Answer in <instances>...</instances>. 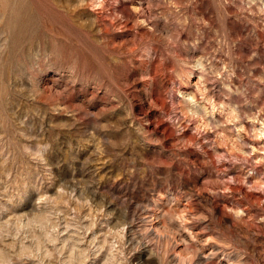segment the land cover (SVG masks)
<instances>
[{"label":"rangeland","instance_id":"rangeland-1","mask_svg":"<svg viewBox=\"0 0 264 264\" xmlns=\"http://www.w3.org/2000/svg\"><path fill=\"white\" fill-rule=\"evenodd\" d=\"M0 264H264V0H0Z\"/></svg>","mask_w":264,"mask_h":264}]
</instances>
